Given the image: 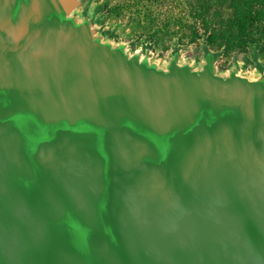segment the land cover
I'll return each instance as SVG.
<instances>
[{
  "label": "water",
  "instance_id": "water-1",
  "mask_svg": "<svg viewBox=\"0 0 264 264\" xmlns=\"http://www.w3.org/2000/svg\"><path fill=\"white\" fill-rule=\"evenodd\" d=\"M98 11L0 0V264H264V69Z\"/></svg>",
  "mask_w": 264,
  "mask_h": 264
},
{
  "label": "trees",
  "instance_id": "trees-1",
  "mask_svg": "<svg viewBox=\"0 0 264 264\" xmlns=\"http://www.w3.org/2000/svg\"><path fill=\"white\" fill-rule=\"evenodd\" d=\"M134 20L157 26L155 32L174 27L173 36L184 41H201L203 50L218 47L235 51L258 48V33L264 30V0H133ZM153 34L146 40L151 41ZM176 50H180L178 46ZM218 55L215 54V61Z\"/></svg>",
  "mask_w": 264,
  "mask_h": 264
},
{
  "label": "rangeland",
  "instance_id": "rangeland-1",
  "mask_svg": "<svg viewBox=\"0 0 264 264\" xmlns=\"http://www.w3.org/2000/svg\"><path fill=\"white\" fill-rule=\"evenodd\" d=\"M133 0H85V6L92 5L98 8V14L103 15L101 26L106 31V35L114 40H121L134 43L136 48L148 46L157 56L166 59L169 54L179 47V51L184 57L192 59L202 58L205 55L201 41H184L179 44L180 35L173 36L171 31L174 27L155 32L157 26H151L150 30L145 29L148 25L136 22L133 17L135 11ZM264 30V28H263ZM154 33L151 41L146 40L148 34ZM260 42L258 48L242 47L235 51H225L218 47H211L214 54H217L216 63L220 69L225 70L236 62H249L251 68L257 65L264 66V31L258 33Z\"/></svg>",
  "mask_w": 264,
  "mask_h": 264
},
{
  "label": "flooded vegetation",
  "instance_id": "flooded-vegetation-1",
  "mask_svg": "<svg viewBox=\"0 0 264 264\" xmlns=\"http://www.w3.org/2000/svg\"><path fill=\"white\" fill-rule=\"evenodd\" d=\"M257 67H258V68H263V69H264V66L259 65V64L257 65Z\"/></svg>",
  "mask_w": 264,
  "mask_h": 264
}]
</instances>
